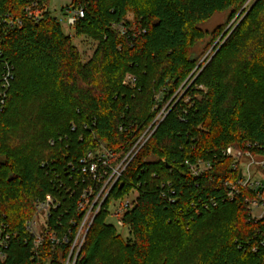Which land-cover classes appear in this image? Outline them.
I'll return each instance as SVG.
<instances>
[{
  "label": "trees",
  "instance_id": "16d2710c",
  "mask_svg": "<svg viewBox=\"0 0 264 264\" xmlns=\"http://www.w3.org/2000/svg\"><path fill=\"white\" fill-rule=\"evenodd\" d=\"M51 1L0 0V23L6 14L23 20L6 34L0 26V51L15 67L0 110V227L10 236L0 264H65L87 210L82 196L103 184L81 160L105 146L116 165L165 106L107 195L75 264H264V219L249 210L255 195L242 189L229 198L224 180L239 173L223 155L249 144L264 155V0L192 76L188 47L203 35L198 25L248 0H72L85 14L71 27L96 43L86 61ZM236 60L243 63L237 72ZM128 74L134 86L124 85ZM198 160L212 169L193 175L186 161ZM135 187V204L123 216L133 236L126 239L107 222L108 209ZM47 194L60 201L49 230L70 242L54 246L45 238L36 248L26 224Z\"/></svg>",
  "mask_w": 264,
  "mask_h": 264
},
{
  "label": "built area",
  "instance_id": "2783aa9c",
  "mask_svg": "<svg viewBox=\"0 0 264 264\" xmlns=\"http://www.w3.org/2000/svg\"><path fill=\"white\" fill-rule=\"evenodd\" d=\"M34 5L37 6V3L34 2ZM84 12L85 10L82 6H77L74 3L67 5L64 8L63 13L67 16V25L70 27L74 25L79 18L84 17ZM39 17L40 13H37L36 18ZM4 18L5 19L0 23V26L5 30V34L8 31L23 25V20L21 18L13 17L11 14H6ZM61 22H63V20H61ZM2 33L1 29L0 39ZM14 78V65L11 60L4 56L3 52L0 51V110H3L7 103L6 100L8 99L11 88L10 86H12ZM135 83L136 77L133 74H128L124 80V85L130 84L134 86ZM166 107L167 106L161 110L146 131L134 143L130 151L127 152L126 156L116 165L110 164L111 160L115 157L114 152L105 146H102L95 151H89L81 160L83 171L90 173L97 183L103 182V184L98 192H96V186L91 184L82 196L84 199L80 203V208L87 210L74 239H72L73 241L65 264H75L79 251L85 242L88 230L90 229L97 213L102 208L107 195H109L112 188L120 180L129 163L164 119L167 114ZM248 148L249 149L247 150H242L229 146L224 150L223 155L233 161L232 170L239 173V177L224 180V184L228 189V195L231 199L238 195L242 189L252 192L255 197L249 202L250 216L255 220H261L264 219V155L253 153V150L256 149L255 144H249ZM186 165L195 176H200L213 167L212 162L203 160H198L197 162L186 161ZM133 191L138 194V189L136 187ZM137 194H135L136 196L133 198H129V195H127L124 198L120 197L119 199L111 200L110 205L113 202H116L114 204L115 209H113V215L119 218L120 226H125L123 216L133 208L138 196ZM59 205V199L52 194H47L44 199L36 200V213L26 224L29 233L35 239L36 248H39L43 244L45 238H48L54 246L68 244L70 242L67 235L60 236L57 231L49 230V220L53 211H55ZM6 228L7 226L5 224H2L0 227L1 248H7L9 245L8 240L10 236L6 233ZM3 256H5V254L1 253L0 257L3 258Z\"/></svg>",
  "mask_w": 264,
  "mask_h": 264
},
{
  "label": "rangeland",
  "instance_id": "374dc122",
  "mask_svg": "<svg viewBox=\"0 0 264 264\" xmlns=\"http://www.w3.org/2000/svg\"><path fill=\"white\" fill-rule=\"evenodd\" d=\"M254 1L255 0H248L244 4V6L237 12H233L232 9L224 12H217L213 15L212 18L198 25L199 30H201L203 35L197 39H194L188 47L189 58L190 60L195 61L196 64V68L190 74V76L194 75L198 68L202 69L205 65H207V63L218 53V49H220L226 42L228 37L238 26L240 20L242 19L246 11L250 8V6L254 3ZM71 2L72 0H52L50 2L49 9L52 14L57 15L60 20H63L62 28H64L66 34L72 35L73 41L78 46L83 60L86 61L91 57L94 49L96 48V43L88 39L85 35H77L75 27H70L69 25H67V16L63 14V9L67 5H70ZM131 20H133V18ZM221 56L222 59L220 58V60H222V64H225V62L227 61L225 60V56H227V54L224 53V55ZM234 65L235 67L233 68V70L237 72V69L239 68L238 66H243V63L239 62V60H236L234 62ZM191 84L192 82H189L187 87H189ZM200 88L203 89L202 86H200ZM183 93L184 90L182 91V94ZM135 194L137 193L135 191H132L129 194V198H133L134 196H136ZM115 203L116 202H113L110 205L109 210L111 214L107 218V222L113 224L118 229V231L123 234L124 238L132 239L133 236L129 228L126 226L123 227L122 225L120 226L119 218L113 215Z\"/></svg>",
  "mask_w": 264,
  "mask_h": 264
},
{
  "label": "water",
  "instance_id": "95a60500",
  "mask_svg": "<svg viewBox=\"0 0 264 264\" xmlns=\"http://www.w3.org/2000/svg\"><path fill=\"white\" fill-rule=\"evenodd\" d=\"M257 0L254 1V3L256 2ZM254 3L252 5H254ZM252 5L250 6V8L252 7Z\"/></svg>",
  "mask_w": 264,
  "mask_h": 264
}]
</instances>
